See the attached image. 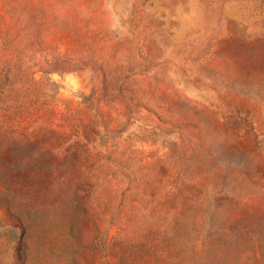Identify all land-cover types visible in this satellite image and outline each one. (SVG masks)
<instances>
[{"label": "rangeland", "instance_id": "obj_1", "mask_svg": "<svg viewBox=\"0 0 264 264\" xmlns=\"http://www.w3.org/2000/svg\"><path fill=\"white\" fill-rule=\"evenodd\" d=\"M0 264H264V0H0Z\"/></svg>", "mask_w": 264, "mask_h": 264}]
</instances>
